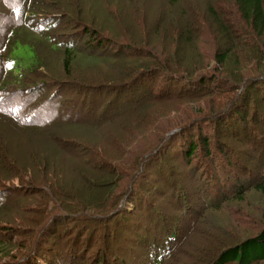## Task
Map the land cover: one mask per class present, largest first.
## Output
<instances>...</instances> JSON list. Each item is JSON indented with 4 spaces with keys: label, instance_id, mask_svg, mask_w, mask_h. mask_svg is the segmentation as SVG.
I'll return each mask as SVG.
<instances>
[{
    "label": "trees",
    "instance_id": "16d2710c",
    "mask_svg": "<svg viewBox=\"0 0 264 264\" xmlns=\"http://www.w3.org/2000/svg\"><path fill=\"white\" fill-rule=\"evenodd\" d=\"M48 1L13 0V2L7 4L4 2V9L9 12L10 17L6 19L8 21L4 24L1 35L4 39L0 41V114L8 122L17 126L19 130L30 131L34 129V126L45 127L44 118L39 117V113L44 114L45 109L43 107L52 99L56 101L61 90L70 88L66 83L63 85L60 80L62 76L63 79L64 77L72 78L70 68L73 67L75 60L79 59L81 62L88 57H91L93 61L98 59L105 60L106 55H109V53H104L100 50L106 44L104 38H102V32H105L104 29L106 27H110L109 23L100 22L101 30L95 31L98 28L93 30L86 19L84 23L76 22L72 18L74 17L72 12L64 11L65 8H62L63 10L62 13L59 12L60 14L54 13L58 10L50 9L52 6L49 8ZM193 1L167 0L162 3L159 6L160 11L157 14V19L153 23L157 27L154 28L152 26L151 28L152 31H155V37L152 42H147L148 35H144L141 38L139 34L141 30L145 31V23H143V26H137V28L132 25L134 23L128 20L129 18L116 24L112 23L114 35L117 27L121 26V24L122 27H126V29L119 31L121 39L114 40L117 43H114L117 46L114 56H119L114 57L117 63L113 65L112 73L119 76L120 82L133 79L136 82L130 83L129 87L138 86L145 78L154 77L153 75L145 78L139 77L145 67H153L158 72L154 75H160L159 71L162 70L161 76L163 80L159 86L156 84L152 88L153 97L150 100H146L139 96L137 102L134 103L135 108L131 112L133 114L141 113L137 122L122 123L127 135H129L130 130L132 132L134 130L136 134V143H132L134 147L137 148L144 145V152L152 154L148 163L142 165L143 159H133L130 164L126 161V156H128L130 150L122 149L119 144V150L116 151V155L119 154V156L116 159L120 160L121 164L118 165L116 160L111 161L113 159H106L100 155V157L104 158L103 160L100 159L101 162H99L103 166L97 172L102 173V177H104V172H108V181L106 178L102 179L106 182H100L98 185L96 179L88 178L86 180L88 193H92L91 188L95 189L97 185L101 187L96 190L93 200L92 195L89 194L90 196L86 200H74L75 203L72 202L73 199L65 198L67 194H70L72 197L74 196V199H77L73 181L69 183L68 187L66 186L68 183L63 181L65 188L64 185L56 187L53 182V180H58L56 175L60 172L57 173L56 171L62 166L63 161L61 160L55 162L51 170L47 171L49 174L48 178H43L44 183L46 181L51 182L50 187L53 189L52 191H55V196H47L43 191L42 193H33L34 203L32 205L19 206L21 198L19 197V202L17 203V197L9 196V194H16L18 190H13L11 187L7 188L6 184L0 183V259L3 260L6 256L10 257L9 262L13 263L9 264H81L77 262L80 257L79 252H72V255L69 256H73L75 260L68 261L67 259L66 262L63 260L62 262L55 261L56 250H50L53 247L49 246L54 245L56 242L58 245L61 238L54 239L51 238L52 232H43L42 226L46 223L43 221L47 219V210L51 208V212H53L55 211L54 209H58L59 213L57 215L63 213L60 212V208L65 210L66 213H72L69 218L77 222L80 221L78 225L80 227L76 230V233L78 235L84 234L85 231L90 230L91 236L95 230L94 225L99 224L96 221H107L106 218L112 220L121 215L125 217L123 211H121L122 207H119L123 203L119 202L125 198L127 200L128 197V202H131L137 189H143L141 185H145L149 177L157 176L154 171L148 172L150 161L156 162L158 160L159 162L173 148L174 143L179 138L182 139L183 143L182 162L188 169L190 182L195 185V190L193 193H188L186 187L180 185L179 188L173 187L172 190L169 189L172 193L166 198L164 195L168 191H164L162 194L164 197L163 203L165 201L173 203L172 212L169 211L170 215H167L165 209L160 207L161 203L157 205L148 201L151 199L147 200L148 206L155 210L154 217L157 214L156 219L160 220L157 221L155 226L149 228L146 232L144 230L140 234L142 239H144L140 244L143 245V251L140 250V253L141 259L145 262L144 264H187L185 261L191 256L187 251L189 252L192 247L194 237L208 231L203 229L206 227V216L210 210L223 207L225 201L238 199L245 193V190L253 186L260 192L264 191V169H262V166H259L261 167L260 172L256 174V176L258 175L257 180L250 173H247L245 175L249 177L247 176L244 179L243 175L238 176L234 186L221 185V176L218 177V173L223 175L226 168L231 166H225V161L222 158L224 157L223 153L227 149L226 144L220 142L222 138L221 125L225 129L230 126L228 118L233 112H237V108H242L244 111L248 110V105L245 103L246 99H242L241 102L240 97L234 98L227 95V90L234 89L237 83L243 80L241 77L246 75V72H244L246 69L252 76L244 78V81H248L250 78V83L259 84L262 86L261 89L264 90V77H259V75H264V71L261 70L262 66L259 65V61L262 57L264 58V47L260 49L259 60L257 59L258 65L252 64L251 67L247 66L252 62H244L241 58V53L244 54L246 50L240 49L241 47H248L249 43L247 41L251 39L248 37L249 32L252 33L255 40L257 39L259 43L264 44V0H230L235 6L233 11L225 10L223 3L221 4L219 0H204L200 3ZM63 2L68 6L70 5L69 0H63ZM128 2L132 3L134 0H128ZM47 8L50 9L48 13ZM40 9L46 11V13H40ZM230 12H234L235 21H242L246 24L249 32L247 30L243 32L242 27L237 25L238 22L237 24L233 23L234 21L230 18ZM138 14L142 18L146 17L144 9L139 8ZM11 15L13 16L12 20ZM163 15L168 16L162 19ZM135 19L139 20V18ZM233 24L234 27L232 26ZM23 29L25 30L23 31ZM132 31L135 36H133ZM206 33L212 36L215 41L213 51L209 55L204 54L202 50ZM30 34L33 37L36 36L44 46L52 48V52L63 55L64 67L62 75L56 82L51 81L50 83V81H47L50 61L46 59L44 53H39L36 45L32 44L31 41L30 43L24 42L30 44L32 50L34 49L37 64L31 65V67H21L18 70L14 61H12L11 52L15 46L14 44L22 41V38H26ZM133 37L136 42L133 41ZM109 40L110 42L107 43L111 44V38ZM257 47L259 46L257 45ZM128 54H132L133 57L127 58ZM128 61L131 64L130 66L123 67L124 65H121ZM212 62L215 64L214 66H211ZM260 63L262 64V62ZM91 64L96 66L97 62ZM253 67L255 72H253ZM29 77L31 78L30 83H34L37 86H29L26 81ZM74 80L76 81L75 78ZM82 82L84 80L82 81L81 79L79 83ZM108 82L111 83L110 85L114 83V81ZM178 84L181 85L175 90L174 88ZM226 85H229L230 88L225 89ZM129 87L122 86L119 90L124 92V89ZM53 88L56 89L55 92H52ZM114 91L117 92V90ZM11 96L18 97L17 99L23 96L25 101L28 98L38 97L39 106L43 110L41 109L40 111L38 107L32 108L29 116L17 118L15 115L20 110L18 102L21 99L7 106L5 98ZM69 100L66 98L63 102L65 104H71L72 102V108L76 107L79 111V105L81 104H78L77 101ZM110 103L108 104L110 105ZM103 104L102 109L106 114L110 106L107 102ZM129 105L127 103L128 109ZM151 105H154V107ZM151 109L155 112L152 111L150 113ZM48 110H45V112L47 113ZM259 110L261 112V109ZM236 114L238 117L239 113ZM46 115H43L46 117V121L49 125L56 126L55 129H58V126L80 128L81 126L92 127L93 125L96 130L101 127V123L87 119L84 117L85 115L81 119H75L76 121L68 118L69 115H65V117H47ZM107 118L108 116H105L104 122L107 121ZM251 119L257 124L264 122V113L263 115L259 114V117L254 114ZM241 121L245 130L250 127V120L248 121L246 116H243ZM171 131L174 133L165 136ZM256 139L258 140L257 137ZM132 140L130 139V143ZM261 152V159L264 165V149ZM219 161L220 163L217 165ZM116 169L126 174L124 175L126 178L124 183H122L123 178L120 177L119 173H116ZM228 173L231 176V172L229 171ZM60 174L61 176L64 175ZM103 187L108 189L107 192H104ZM27 188L34 192L32 187L28 186ZM57 192L63 196H60ZM101 193H104V195H101ZM130 194L131 196H129ZM146 195L147 191H144L142 199L146 200ZM35 204L40 207L37 213H33V209L30 208V206H35ZM20 209L22 210L21 213L25 215L26 222L30 220V222L39 226L35 236V244L33 242L34 239L31 237L30 243L25 247L24 244L20 245V247L17 246L20 241L14 244L12 242L14 235L18 237V240L20 235L22 237L23 231L25 232L23 228L27 226L21 224V228H18V223L16 224L12 217ZM52 220H48L46 225H53ZM59 220L65 219L62 217L58 218L55 222L56 226ZM35 225H32V227H35ZM3 229H6V231ZM1 231H3L2 235ZM112 231L111 228L105 232L103 230L100 231L102 241L106 238L103 234L106 233L107 236H110ZM88 233H85L86 236H88ZM6 235H11V237L9 238ZM74 239L70 237L68 241L72 243ZM25 240L23 243H25ZM12 246L16 247L17 251H23L22 255L24 257H22L23 259L20 263L18 262L19 258L16 261L17 255L14 249L12 250ZM102 249L101 247L95 250L92 257L88 258V261L84 264H114ZM191 252L193 253L194 264H197L195 262L197 260L195 254L198 251L193 252L191 250ZM185 253L187 256L184 255ZM231 259L238 264H264V228L259 234L248 237L242 242H237L221 252L215 260V264H225Z\"/></svg>",
    "mask_w": 264,
    "mask_h": 264
},
{
    "label": "rangeland",
    "instance_id": "374dc122",
    "mask_svg": "<svg viewBox=\"0 0 264 264\" xmlns=\"http://www.w3.org/2000/svg\"><path fill=\"white\" fill-rule=\"evenodd\" d=\"M69 1L70 5L68 6L65 2H63V0H49V8L52 6L50 9H57L58 11L54 12L57 14H60L59 12L62 13V8H65L64 11H70V13L72 12L74 16L72 18L76 22L84 23V20L86 19L93 30L98 28L95 31L101 30L100 22L109 23L110 27H106V29H104L105 32H102V38H104L106 44H104L100 49L104 53H109V55H106L107 57H105V60L98 59L93 61L91 57H88L81 62L79 59L75 60L73 62L74 68H70L72 78L64 77L63 79V76L61 78L62 69L64 67L62 59L63 55L52 52V48H48L47 46H44V44H41L40 40L36 36L33 37L32 34L26 38H22V41L16 42L14 44L15 46L11 52V58L18 70L21 67H31V65L37 64V60H35L34 56V49L32 50L30 44L26 42L30 43L31 41L32 44H35L39 53H44L46 59L50 61L47 81H50V83L51 81L56 82L59 78H61L60 81L63 82L62 84L64 85V83H66L70 87L68 89L61 90L59 97L56 98V101L54 99L49 101L43 107V109L49 110L47 113L44 110L43 113L47 114V117H65V115H69L68 118L74 120L81 119L82 116L85 115L84 117L87 119L101 123V127H98L99 129L97 128L96 130L93 125L92 127L81 126L80 128L58 126V129H55L56 126L49 125V123L46 121V117L43 116L44 114L39 113V117L44 118L43 122L45 123V127L34 126L33 130L24 131L19 130L17 126L8 122V120L0 114V183L6 184L7 188L11 187L13 190H18L16 194H9V196L17 197V203L20 201L19 206L32 205L34 203L33 193H42L43 191L45 194H47V196H55V191H52L53 189L50 187L51 182L49 183L46 181L44 183L43 178H48L49 174L47 171H50L54 163L59 160L63 161V163L60 169H58L56 172H60L65 176H61L60 173L57 174L56 176L58 180H53L54 185H56V187H62L64 185L62 182L64 181L65 183H68L66 184L68 187L69 183L73 181L75 184L73 188H75L74 191L75 196L77 194V199H74V196L72 197L70 194H67L65 198H71V200L73 199L72 202L75 203L76 200H86V198H89L90 195H92L93 200L95 198L94 194L96 193V190L98 187H101L98 186L100 182H106L102 179L106 178L108 181V172H104L103 170L104 177H102V173L97 172L99 168H102L103 166L101 163H99L101 162L100 159H113L111 161L116 160L118 165L121 164V161L116 159L119 156V154L116 155V151L119 150L118 146L120 147L121 145L122 149L126 148L130 150L128 156H126V161L129 163L133 159H143L142 165H146L149 161V158L152 157V154H149V152H144V145L137 148L134 147V144L132 143H134L137 139L136 134L134 133V130L133 132L130 130L129 135H127V131L124 130L123 122H137V120L140 118L139 114L141 113L138 112V114H133V112H131L135 108L134 103L137 102L139 96L140 98L146 100H150V98L153 97L152 88L155 87L156 84L159 86L163 80V77L161 76L162 70L159 71L160 75H154L158 72H156L153 67H145L142 75H139V77L145 78L150 75H153L154 77L150 76L145 78L138 86L129 87V85H131L130 83L136 82L133 79L120 82L119 76L112 73L113 65L117 63V60L114 57L119 56H114L115 52L117 51V46L114 44L116 42H114V40L121 39L119 36V31L126 29V27H122L121 24V26L117 27L116 34L114 35V32L112 31V23L116 24L119 21H123L127 18H129L128 20L134 23L132 25H135L136 28L139 25L143 26V23H145V31L140 29L141 32L139 34L141 38H143L144 35H148L147 42H152L155 37V31H152L151 28L152 26H154V28L157 27V25L153 23L154 20L157 19V14L160 11L159 6L167 0H134L132 3L128 2V0ZM188 1L191 2V0H187V2ZM195 1L200 3L204 0H194L193 2ZM4 2L7 4L13 2V0H0V41L4 39L1 37V35L4 24L8 21L6 19L10 17L9 12L4 9ZM219 2L221 4L223 3L222 5L225 7V10L233 11V8H235L230 0H219ZM49 8H47V13L48 10H50ZM139 8L146 11L145 18H142L140 14H138ZM39 12L46 13V11L42 9H40ZM229 14L231 15V20L234 21L232 22L237 24L238 21H235V18L233 17L234 12H230ZM167 16L168 15H163V18H161L165 19ZM135 18H139V20H136ZM12 19L13 16L11 15V20ZM237 25L242 27L243 32H246V30L249 32L244 22L240 21ZM232 26L234 27V24ZM24 30L25 29H23V31ZM132 33L134 34L133 31ZM133 36H135V34ZM248 37L251 38L249 41H247V43H249L248 47H241L240 49L246 50L244 54L241 53V58L244 60V62H252L247 66L251 67L252 64L258 65L257 59L260 55V49L264 47V44L259 43L257 39L255 40L251 32H249ZM109 38L112 40L111 44H108L110 42ZM204 39L205 41L202 44V50L204 54L209 55L213 51V45L215 44V41L208 33H206ZM133 41L136 42L134 37ZM257 45L259 47H257ZM132 57V54L127 55V58ZM262 59L259 61V65L262 66L261 70L264 71V58L262 57ZM93 62H97L96 66L91 64ZM260 62H262V64ZM129 63V61L124 62V64L121 65H124L123 67H128L131 65ZM214 65L215 64L212 62L211 66ZM242 71L244 70L242 69ZM244 72H246L247 76H242L241 78L243 80L240 83H237L234 89L232 88L227 90V95L234 98L240 97L241 102L242 99H246L245 103L248 105V110L244 111L242 108H237L236 113H239V118L237 117V114L233 112L228 118V120H230V126H227L225 129L223 125H221L222 138L220 142L226 144L227 149L223 153L224 157L222 158L225 161V166L231 165L226 168V171L223 175L218 173V177L221 176L220 180H222L221 185L223 186L236 185L235 180L237 177L243 175L242 177L245 179V177L248 176L245 175L247 173H250L251 176L257 180L258 175L256 176V174H258L261 169L259 166H262V169H264L263 161L261 159V150L264 149V122L257 124L255 121H252L253 119H251V116L253 117L254 114H257L259 117V114L263 115L264 113V90L261 89L262 86L259 84L250 83V78L248 81H244V78L252 76L247 69ZM253 72H255V70ZM259 77L263 78L264 75H259ZM30 79V77L26 79L29 86H37L34 83L31 84ZM81 79L82 81L84 80V82L79 83ZM118 80L120 84L117 82ZM108 81H114V83L110 85L111 83ZM179 85L181 84H178L174 89L177 90ZM122 86L129 88L124 89L125 91L122 92L119 90V88H122ZM111 87L112 89L117 90V92L112 90ZM226 88H230V86L226 85L225 89ZM55 91L56 89L53 88L52 92ZM17 98L18 97L12 96L5 98V103L7 106L12 105L13 103H16L17 100L21 99L22 102H18L20 110L15 115L17 118L29 116V112L32 111V108L34 109L38 107L40 111L42 109L39 106L38 97L32 99L28 98L26 99L27 101L23 99V96L19 99ZM66 98L68 100H74V102L77 101L78 104H81L79 105L80 110L78 111V108L76 107L72 108V102L71 104H65L63 101ZM105 102H107V104L111 102L110 105L108 104L110 109L106 112V114L102 109V106L104 105L103 103ZM127 103L130 104L129 109ZM151 106L154 107V105ZM256 108L258 109L256 110ZM259 109H261L262 113ZM152 111L153 109H151L150 113ZM105 116H108V118L107 121L104 122ZM243 116H246L248 121L250 120V127L246 128V130L244 129V125L241 123ZM171 133L172 131L168 132L165 136H168ZM129 138L133 139L131 143ZM59 139L63 141H60ZM182 144V139L179 138L174 143L173 148L168 151L166 155H164L165 157H163L159 162L158 160L156 162L152 160L150 161L148 172L150 171L151 173L154 171L157 176H148L149 178L147 179L146 184L141 185L143 189H137L131 202H128L129 197L127 200H125V198V201L122 200L119 202L123 203V205L121 204L119 207H122L121 211H123L125 217H122L121 215L112 220H108L106 218L107 221H96L99 224L94 225L95 230L91 236L90 230L85 231V233L89 232L88 236H86L84 232V234L79 235L76 233V230H78L80 227L78 226L80 221L77 222L74 219H70L69 217L72 216V213H66L65 210L60 208V212L63 213L57 215V213H59L58 209H54L55 211L51 212L52 209L49 208L47 210V219H53L52 222L54 224L52 223L53 225L47 226L46 224L48 223V220L44 218L46 220L43 222L46 223L45 225L43 224L42 227L43 232L46 233L47 231H50L53 233L51 238H61V240L58 242L60 247L57 245V242L54 245L48 244L51 245L49 247H53L50 250H56V255L54 258L55 261L62 262L63 260L66 262L67 259L68 261L75 260L73 256H69L72 255V252H79L80 257L78 258L77 262L84 264L86 261H88V258L92 257L95 250L102 247L103 252L114 264H144L145 262H143L141 259L140 253V250L143 251V245L140 244L144 239H142L140 234H142L144 230L146 232L149 228L155 226L157 221L160 220L156 219L157 214L154 217L155 210L148 206L147 200L151 199L148 201H151V203L157 205L161 203L160 207L165 209L167 215H170L169 211H171L173 203L167 201L163 203V198L171 195V190L173 187L179 188L180 185H183L186 187L188 193H193L195 190V185L190 182L188 169H186V166L182 162ZM100 155L104 156V158L100 157ZM108 156H110V158H108ZM219 163L220 161L217 162V165ZM240 163L242 167L239 165ZM115 171L116 173H119L121 178H123L122 183H124L126 179L124 175L126 174L122 173L123 171L119 169H116ZM229 171L231 172V176H229ZM88 178L96 179L99 182H97L98 185L95 189L91 188L92 193L87 192L86 180ZM28 186L32 187L34 192H31L27 188ZM103 188L104 192H107L108 189H106V187ZM169 189H171V192ZM144 191H147L146 200L142 199V194ZM164 191L168 192L165 193L163 197L162 194ZM57 194L59 193L57 192ZM131 194L129 196H131ZM101 195H104V193H101ZM19 197L21 200L18 201ZM30 208L33 209V213H37V210L40 209V207H38L36 204L35 206H30ZM21 212V209L16 213L13 212L14 214L12 217L14 218L15 223H18V228H21V224H25L27 226L23 228L25 232L23 231L22 237L20 235L18 240V237L14 235L12 242L14 244L17 241H20V244L17 243L19 244L17 246L20 247V245L24 244L25 247L30 243L29 241L31 240V237L34 239L33 242L35 244V236L39 226L30 222V220H28L29 223L26 222L25 215ZM60 217L64 218L65 220H59L58 225L56 226L55 222L58 220V218L60 219ZM206 218V227H204L203 230L208 231H203V234H199L198 236L194 237L192 247L189 249V252L187 251V253L191 255L187 258V262L185 261L187 264H194V259H192L193 253L191 250L193 252H196V250L198 251L195 254L197 258L195 262L197 264H215V260L218 258V255L221 252L230 248V246L237 242H242L248 237L259 234L262 228H264V191L260 192L253 186L245 190V193L238 199L225 201L223 207L213 208L210 210ZM32 225H35V227H32ZM110 228L113 230L111 235L107 236L106 233H104L103 235L106 238L102 241V234L100 231L103 230V232H105ZM3 230L6 231V229ZM2 233L3 231H1V235ZM6 236L9 238L11 237V235ZM70 237L75 238L74 242L70 243L68 241ZM24 240L25 243H23ZM15 248L16 247L12 246V250L14 249L17 255L16 261L19 258L18 262L20 263V261L23 259L22 257H24L22 255L23 251H17ZM184 255H186V253ZM9 260L10 257L6 256L3 260L0 259V264L13 263L9 262ZM225 264L238 263L231 259V261H228Z\"/></svg>",
    "mask_w": 264,
    "mask_h": 264
}]
</instances>
